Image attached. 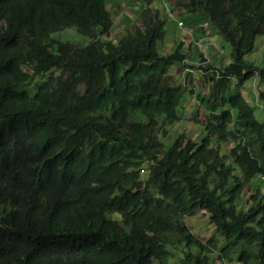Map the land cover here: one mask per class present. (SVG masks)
<instances>
[{
    "label": "trees",
    "instance_id": "obj_1",
    "mask_svg": "<svg viewBox=\"0 0 264 264\" xmlns=\"http://www.w3.org/2000/svg\"><path fill=\"white\" fill-rule=\"evenodd\" d=\"M108 1L0 0V264H173L177 253L179 264H214L218 238L203 242L185 222L199 210L225 240L221 259L235 246L240 264H264V121L233 92L264 78L245 57L264 34V0H169L229 43L220 68L195 62L185 39L160 51L154 0H140L133 31L105 40ZM70 28L83 45L59 37ZM180 61L209 89L198 94L204 119L192 118L201 140L183 131L170 145L159 124L166 132L193 111L167 79ZM60 124L69 130L57 137Z\"/></svg>",
    "mask_w": 264,
    "mask_h": 264
},
{
    "label": "rangeland",
    "instance_id": "obj_2",
    "mask_svg": "<svg viewBox=\"0 0 264 264\" xmlns=\"http://www.w3.org/2000/svg\"><path fill=\"white\" fill-rule=\"evenodd\" d=\"M145 3L140 0H109L108 1V9L112 13L115 20L114 32L111 37H115L117 40L122 38L126 33L130 30L133 31L135 26L140 25V17L137 12H140L141 7H144ZM151 8L154 12L159 11L160 15L166 19V37L163 41L164 43L160 46V51L163 53L172 52L180 41L185 39V45L183 46V51L186 54H189L190 57L194 56V61L197 62L199 56L204 55L206 62L202 61L201 64H206L207 62H211L212 65H216L220 68L222 65L229 64L233 59L231 57V46L229 43L222 38V36L218 35L215 30H212V26L209 28L203 27L204 25L209 26L210 23L201 21L200 24L194 25L192 20L195 17H184L179 18L178 12L174 9V4L169 0H159L153 1L151 4ZM152 11V12H153ZM138 15V16H137ZM128 17V18H127ZM180 20L183 21V25ZM197 20V19H196ZM209 21V20H208ZM4 20L0 18V24L3 23ZM212 23V22H211ZM128 24V25H127ZM127 27H123V26ZM117 27V28H116ZM197 27V29H196ZM197 30V31H196ZM115 34V35H114ZM59 37L68 39L76 44L83 45L84 41L87 39L85 36L78 33L75 28L67 29L59 34ZM196 39V40H195ZM169 51V52H168ZM188 57V56H187ZM247 59L255 61L261 67L264 68V34H261L256 39V45L254 49L245 56ZM182 64H184L182 62ZM181 61L173 64L169 71L167 72V79L173 84L182 83L187 90L186 95L184 96L182 101L187 100V105L190 103V108L193 110L191 113H187L184 111V117L186 120L181 122L180 125L171 127L168 126V131L164 132L162 123L159 124L160 129H157L156 134L160 135L162 139L166 142H169L171 145L175 139V137L185 131L188 137L193 138L194 140H201L202 135L198 134L201 132V128L196 129V122L192 120L193 113L196 111V118H203L206 114V110L202 109L201 99L198 97L199 92L205 91L208 93V87L203 88L204 85V75L200 70L190 69V73L185 66H182ZM220 64V65H219ZM201 66V65H200ZM217 68H215L216 70ZM198 70L197 73L195 71ZM215 70L213 74L215 73ZM211 76V72L207 73ZM220 75V74H217ZM231 78V77H230ZM250 80L244 81L238 88H236L233 92L241 91L244 93L246 99L249 103L254 106L256 116L264 121V101L260 98L259 91H264V78L261 74L255 75L254 77H249ZM245 80V79H244ZM232 83H236L234 78H231ZM191 89H193V94L190 93ZM180 108V106H179ZM61 128H55L59 131L56 135L57 137H62V131L64 132L69 130L68 126L60 124ZM27 133V128H23ZM168 134V136L164 137L163 135ZM168 144V147H169ZM59 146V144H58ZM55 157V156H54ZM142 174L144 173L141 171ZM260 178L264 180V175H260ZM264 189V188H263ZM256 190V189H255ZM248 192L246 191L241 196V200L238 203V209L241 210L245 207V203L243 197H247ZM250 202V200H249ZM252 203V202H251ZM250 206V205H249ZM116 216V215H115ZM119 217V216H118ZM190 217V218H189ZM185 217V222L190 228L191 232L194 233L198 238H200L203 242H208L211 237H220L218 238V246L210 253V257L213 260L214 264H240L238 262L239 256L241 257V250L233 246V250L230 252L229 257L220 258L219 257V247L220 245H225V240L222 236L219 235L218 225H214L212 220L209 219L208 215L203 211L199 210L196 216ZM224 235V234H221ZM226 237V236H225ZM227 238V237H226ZM196 252V250H195ZM175 258V257H174ZM179 254H176V258L171 260L173 264H179L180 260Z\"/></svg>",
    "mask_w": 264,
    "mask_h": 264
},
{
    "label": "bare ground",
    "instance_id": "obj_3",
    "mask_svg": "<svg viewBox=\"0 0 264 264\" xmlns=\"http://www.w3.org/2000/svg\"><path fill=\"white\" fill-rule=\"evenodd\" d=\"M114 20H116V19H114ZM114 25H115V21H114ZM114 25H113V31H112V34L115 33V32H114V30H115V29H114ZM166 27H167V25L165 26V28H166ZM116 28H117V27H116ZM126 29H128V27H127ZM112 34H111V35H112ZM114 35H115V34H114ZM105 37H106V36H105ZM110 39H111V41H113V42H114L115 40H117L115 37H114V38H113V37H110V38L105 39V40H110ZM118 40H120V38H119ZM116 42H117V41H116ZM116 42H114V43H116ZM180 42H181V41H180ZM118 44H119V43H118ZM198 60H202V58L199 56ZM198 60H197V61H198ZM195 62H196V61H195ZM219 65H220V64H219ZM198 66H199V65H198ZM202 67H203V66H202ZM207 67H208V66H207ZM210 67H212V66H210ZM200 68H201V67H200ZM204 68H205V67H204ZM217 69H218V68H217ZM219 70H220V69H219ZM188 71H189V70H188ZM189 72H190V71H189ZM219 74H220V73H219ZM212 76H213V75H212ZM230 79H231V78H230ZM237 79H238V78H237ZM229 82H230V81H229ZM232 82H233V81H232ZM190 92H191V91H190ZM192 94H193V93H192ZM259 177H260V176H259ZM218 238H220V237H218ZM232 250H233V249H231V251H232Z\"/></svg>",
    "mask_w": 264,
    "mask_h": 264
},
{
    "label": "built area",
    "instance_id": "obj_4",
    "mask_svg": "<svg viewBox=\"0 0 264 264\" xmlns=\"http://www.w3.org/2000/svg\"><path fill=\"white\" fill-rule=\"evenodd\" d=\"M180 22H181V24L183 25V21H182V20H180Z\"/></svg>",
    "mask_w": 264,
    "mask_h": 264
},
{
    "label": "crops",
    "instance_id": "obj_5",
    "mask_svg": "<svg viewBox=\"0 0 264 264\" xmlns=\"http://www.w3.org/2000/svg\"><path fill=\"white\" fill-rule=\"evenodd\" d=\"M196 29H197V27H196Z\"/></svg>",
    "mask_w": 264,
    "mask_h": 264
}]
</instances>
